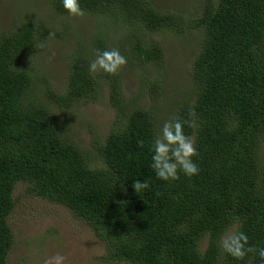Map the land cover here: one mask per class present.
<instances>
[{"label": "trees", "instance_id": "1", "mask_svg": "<svg viewBox=\"0 0 264 264\" xmlns=\"http://www.w3.org/2000/svg\"><path fill=\"white\" fill-rule=\"evenodd\" d=\"M50 3L57 14L69 15L61 0ZM202 6L188 16L163 12L149 0H81L86 14L110 19L124 35L115 46L96 39L93 49L80 43L69 52L65 93L47 90V100L29 63L40 46L69 32L28 17L0 34V264H8L14 244L8 219L20 184L28 196L86 221L105 244L106 261L249 264L218 247L232 226L248 235L250 245L264 246V0H203ZM197 33L202 41L188 70L191 100L160 120L153 108L125 98V67H160L167 59L153 35H170L177 43ZM111 48L127 64L115 75L90 73L97 50ZM103 84L116 118L106 136L94 135L95 160L65 137L66 120L52 103L69 109L99 101ZM173 117L189 121L185 132L193 137L200 171L161 181L150 167V147ZM135 179H147L149 188L135 192ZM250 264L261 261L253 256Z\"/></svg>", "mask_w": 264, "mask_h": 264}, {"label": "rangeland", "instance_id": "2", "mask_svg": "<svg viewBox=\"0 0 264 264\" xmlns=\"http://www.w3.org/2000/svg\"><path fill=\"white\" fill-rule=\"evenodd\" d=\"M149 1L163 12L188 16H197L203 7V0ZM28 17L55 32H69L67 37L61 36L63 40L53 39L40 46L29 63L33 74H36L38 90L46 100L47 90L65 93L69 52L76 51L80 43L93 49L96 39L106 40L108 45L115 46L124 35L106 17L86 13L83 16L59 15L53 10L50 0H0V34L14 29ZM152 38L160 42L166 51L164 64L160 67L141 64L137 68L135 65L125 67L122 86L125 98L140 106L153 108L156 116L163 120V115L165 118L171 116L174 107L194 96L190 91L188 70H191L192 62L200 51L202 35L192 34L177 43L170 35H153ZM154 83L158 86L150 92L149 86ZM102 86L104 89L99 101L83 102L69 109L52 103L62 122L66 120L63 124L65 137L88 148L95 160L94 135L106 136L116 118L115 109L109 101L110 95L106 86ZM263 152L264 143L260 153ZM15 198L16 206L8 219L15 236L8 264H46L48 258L57 253L66 257V264H128L104 260L102 256L107 253L105 244L86 221L77 218L68 208L28 196L21 184L15 191ZM235 230L236 226H232L226 232ZM207 244L208 238H205L201 242V250L204 251Z\"/></svg>", "mask_w": 264, "mask_h": 264}, {"label": "clouds", "instance_id": "3", "mask_svg": "<svg viewBox=\"0 0 264 264\" xmlns=\"http://www.w3.org/2000/svg\"><path fill=\"white\" fill-rule=\"evenodd\" d=\"M63 8L71 16L85 15V9L81 7V0H61ZM54 33H49V37ZM127 64V58L118 48L98 49L94 59L89 61L90 73L103 72L109 75L117 74ZM189 121L181 117H173L166 120L153 137L150 147V167L158 180L174 181L179 179L182 172L187 177L199 174V166L194 157H198V151L193 137L186 134L185 126ZM143 146V141H140ZM135 192L149 188L147 179L133 181ZM219 249L228 256L245 261L250 264L253 256L259 257L264 264V246H253L249 244V237L243 231L225 232L218 241ZM252 254V255H250ZM46 264H66V257L59 253L48 258Z\"/></svg>", "mask_w": 264, "mask_h": 264}]
</instances>
